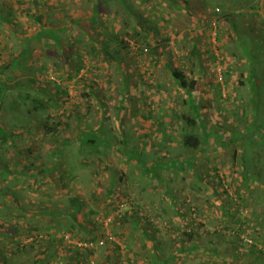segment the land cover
I'll return each instance as SVG.
<instances>
[{
    "label": "rangeland",
    "instance_id": "374dc122",
    "mask_svg": "<svg viewBox=\"0 0 264 264\" xmlns=\"http://www.w3.org/2000/svg\"><path fill=\"white\" fill-rule=\"evenodd\" d=\"M34 1L35 3L33 0L5 2L9 10H4L5 14L13 15L15 20L23 16L24 20H27V29L24 28V33H21L17 26L8 27L13 32L10 30L12 32L10 41L7 40L9 42L3 47L8 56L4 58L5 64L15 61H20L21 64L13 73L0 76V80L6 81L9 89L1 110L0 129H4L7 134L12 132L16 137L12 140L14 145H11L6 137L1 139L6 141L7 152L3 155L0 153V160L15 167L16 158L32 156L28 155L25 149L35 144L33 155L42 152L45 155L44 159L48 161L47 154L59 153L65 163L67 162L63 167L68 172L63 175L61 181L63 187L59 191H55L53 183L47 180L37 182V186L32 184L31 176L39 175L34 165H31L32 168L27 170L26 175L21 176L16 183H9L0 178V187L4 189L8 186L19 192L22 205L33 212L40 214L44 211L63 214L75 212L78 221L72 224L74 228L78 223L82 225L89 223L90 226L98 228L96 216L106 212L114 215L118 205L125 204L118 215H115L116 222L111 228L113 233L117 231L124 233L119 237L124 244L122 254L116 257V252L113 258L109 257L106 263H101L91 258L99 250H92L91 256L86 258L80 256L79 264H89L93 260L95 264H142L143 262L140 261L147 259L154 261L157 255L160 258L176 255L180 244H175L177 238L170 240L173 223H169L167 217H176L177 213H183V216L187 217L188 231L192 229L196 231L194 237L189 239L183 235L182 228L177 235L179 240L185 242L186 248L196 244L199 250L184 253L183 256L178 255L179 261L174 258L169 264H227L225 262L261 264L255 261L257 255L248 245L252 242L257 243V247L263 250L262 257H264V233L260 234L257 240L256 235L252 236L254 231L250 234L251 237L244 235L247 238L243 242L237 238L241 237L238 231L240 222H245L249 230L258 228L260 223L264 224V196H262L264 187L260 188L261 185L257 181L254 184L248 183L249 188L241 183L244 161L252 160L255 164L254 162L261 158L264 163V89L259 94L251 90L247 64L238 58V46L229 39L231 30L228 22L234 20L236 17L234 14L240 9L224 10L219 5L220 0H187L185 5L174 6L180 9V12L188 10L191 15L190 20L194 21L195 27L202 24L205 33L197 35L195 41L201 43V40H205L204 45L202 43L199 45L207 52L200 51L198 47L199 55H194V45L186 41L190 35L184 34L183 27L178 30L172 24H166L165 27L174 34V39H171L170 43L172 40L176 43L173 46L174 51L168 49L170 56L176 53L184 63L187 62V58L188 62L190 61L189 57L196 58L199 62L198 68L202 70L200 75L203 84L200 94L193 93L192 96H195V100H199L205 133L194 131L200 133L202 137L207 135V139L202 140L197 155V150L188 149L183 145L182 138L190 132L183 134L180 128L176 131L179 122L174 120L170 124L168 114L162 116L164 112L170 114L174 109L179 112L188 109L181 101L186 96L184 91L177 89L169 73L164 74V70L160 71L161 66L157 71L153 70L154 77H159V85L156 86L155 80L152 79L151 83L154 85L151 84L152 88H149V79L151 76L153 78L150 69L162 65L160 50L153 51L151 47L146 46L140 51L135 43L130 41L128 43L130 47L123 52L125 54H115L121 66H118L116 61H110L107 65L110 66L109 69L106 70L105 65L97 68V62L92 56L81 53L85 62V66L81 67L76 52L82 49L86 51V46H92L90 41L92 37H98L100 34L101 37L96 39L98 43L101 41L100 44L112 53L117 51L119 33L114 32L112 25L114 21L118 22V17H121V22H124L125 26L132 23L129 5H121L118 9L119 0L116 2L111 0L109 4L104 3L98 14V24L88 27L86 17L90 15V9L88 10L86 3H81V0H72L74 2L71 7L72 30L70 27L69 32L65 33L63 28H49V21L54 17L53 9L49 7L50 0ZM241 2L242 0H237L233 7H240ZM205 5L207 6L204 7ZM148 8H150L148 10L150 18L144 19H147L145 21L148 23L147 31L151 30L154 33L151 36L155 41L158 39L155 34L157 28L155 16L163 17V12L158 10L163 9V6L152 2ZM132 9L133 14L137 12L142 17V11L135 7ZM209 12L213 13V18L219 25L217 44H221V48L210 44L212 30L210 31L206 20ZM230 13L234 17L226 23L225 16L229 18ZM37 14L42 15L40 20H35L38 18ZM201 16L205 21L199 18ZM244 20L247 19L242 21ZM103 21L105 22L102 23ZM39 30L42 34L34 37V41L29 40V36ZM48 32L49 35L44 37L43 34ZM63 34L69 35L66 40L61 39ZM60 39L63 41V52L66 49L72 50L70 52L73 58L70 62L67 61L71 66L68 71H65L61 65V57L65 59L68 54L61 55L58 46V49L54 48L56 51H52L53 45ZM75 39L80 42L75 43ZM129 40L128 37L127 42ZM167 46L164 45L165 53ZM145 49H148V52H145ZM155 61L158 63L154 64ZM55 64L57 66L54 68ZM58 67L60 69L55 70ZM217 67L225 71V79L221 82L220 89L215 83ZM147 68L150 71L143 73L142 69ZM198 68L193 66L191 77L197 75ZM69 71L73 72L70 80L67 76ZM163 84H166L164 88ZM166 89H168L167 93ZM27 90H30L32 96L36 95L33 90L40 92L38 96L40 99L55 97L60 103L57 111L53 110L54 108H46L44 111L31 109V102L25 101ZM89 90L96 95L89 96ZM153 90L155 94L162 95L161 102L153 96H147L146 93L153 95ZM18 93L23 97H19ZM254 96L258 97L255 101H253ZM189 97L191 102L192 97ZM44 124L47 127L43 129ZM82 132L85 134L83 135ZM20 135L21 137H18ZM79 136H85L86 139L93 138L96 140L95 145L80 147ZM80 148L89 155L79 154ZM234 152L237 153L235 160ZM194 159L193 166L190 162ZM24 161L23 164L29 162L26 160L27 162L24 163ZM127 161L130 162L126 163ZM189 168H193L189 173L183 172V169ZM126 170L128 173L124 174ZM54 177L57 178L58 175ZM231 179L236 182L234 191L228 187L227 182ZM222 183L228 187L227 194L223 191ZM108 185L114 189L112 197L106 194ZM196 187H199L198 195ZM235 189L240 190V193L236 195ZM72 190L76 191L78 198L69 201L66 195L71 196ZM168 193L175 195L171 194L170 198ZM193 201L194 206L191 207ZM225 209L227 215L222 217ZM246 213L249 215L248 219H245ZM142 214L153 215L144 227L148 230V242L151 243L152 248L158 247L155 251L150 248H147L146 252L138 251V245H134L136 249L134 251L128 246L130 239L126 236L127 232L136 240L134 244L143 243L140 237L136 238L137 232L133 229L135 220L138 219L139 223ZM90 217L91 221L88 222ZM39 218L45 220L42 216ZM118 218H122L120 223L117 221ZM34 219L39 220L36 217ZM124 220L127 223L120 226ZM67 221L62 219L59 225L56 223L54 225L66 228L69 224ZM172 242L175 245H172ZM156 243L159 245H154ZM68 248L69 250L67 249L64 254L67 258L79 253L72 251L73 247ZM3 249H8L5 244ZM36 255L37 250H28L27 253L11 260V264H32V259ZM234 256L240 257L238 262L232 260Z\"/></svg>",
    "mask_w": 264,
    "mask_h": 264
},
{
    "label": "trees",
    "instance_id": "16d2710c",
    "mask_svg": "<svg viewBox=\"0 0 264 264\" xmlns=\"http://www.w3.org/2000/svg\"><path fill=\"white\" fill-rule=\"evenodd\" d=\"M236 1L237 0H220L219 5L224 10H227L229 8L232 11L235 9H240V10H237L238 12L236 14H234L236 15V17H234V15H232L231 13L228 14L229 18H227V15H226L225 22L227 23L228 22L227 20H231L234 17V20L231 23L228 22L229 28L231 30L229 39L231 40V42L233 43L235 42V44L238 46V49H237L238 58L240 60H244V62H246L247 64L246 69L249 72L248 83L251 86V90L255 94H259V92L262 91V89H264V0H242V2L240 3L241 6L238 8H235L233 6L236 3ZM103 3L109 4L111 3V0H103ZM92 11H93L92 19L96 20L98 16L97 14H100V11L96 9H93ZM130 18H132L135 21L136 19H138V15L134 13L133 16L132 15L130 16ZM243 19H247V20H244L243 22L242 21ZM206 20H207V25L211 31L213 29L212 24L215 21L213 18L212 12L211 13L209 12V14L206 15ZM104 22L105 21H103L102 23ZM236 22H238L239 24ZM128 25L126 27V31L124 30L117 37L118 38L117 43L119 44V47L116 48L117 50L116 52L112 53L110 50H108L107 48H104V46L100 44L102 43L101 41L100 43L97 42L96 39L98 37H101L99 34L98 37L90 38V41L92 42V46H86L87 50H86V54L84 55L92 56V59H94V61L97 62L96 63L97 68H101L103 65H105L106 66L105 69L107 70L109 69L108 67H110V66H107L109 65L108 63H110V61H116L117 65L121 66V62L118 61V57L115 54H118V55L125 54L123 52L128 47H130V45L128 44L130 43V41L135 43V45L137 46V49H140V51H143L144 47L146 48V46H148L149 48L151 47L150 49L153 51L159 50V46L156 49L152 48L150 44V37L142 34V32H140L137 28H134L133 31L129 30ZM218 28H219V25H218ZM44 31H47V30H44ZM43 35L44 37H47L49 35V32L44 33ZM128 37L130 38L129 42H127ZM61 39L59 40V42L55 43V47L57 49L59 47L58 50L60 51L61 55L64 56L68 54L66 55L65 59L64 57H61L62 68L65 69V71H68V69L71 68V66H69V62L72 60L71 58H73L72 53L70 52L72 50L66 49L68 53H66V51L63 52V47H62L63 41ZM166 40L169 41L171 39L166 38ZM75 41L76 43L80 42L79 40H76V39ZM44 44H47V43H44ZM210 44L212 45L211 42ZM217 45H216L217 47L221 48V44H217ZM144 51L148 52V49H145ZM193 51H194V55H199L200 51L198 47H194ZM81 53H82L81 51H78L76 52V55L79 57L81 67H84L85 62L83 58L81 57L82 56ZM102 54L104 55L102 56ZM150 55L153 56V54H150ZM172 57H177L178 60L180 59L179 55L176 53L172 54ZM67 61L69 62L67 63ZM56 66L57 64L54 65V68ZM256 66H258L260 69L258 70ZM18 67H19V63L17 62L14 64L13 70H16ZM59 69L60 67L56 68L55 70H59ZM175 69L176 68L168 67V70H170V75L173 81L177 84V87L180 88V90L184 91L186 95L182 100V105L187 107L188 109L186 111L184 110L181 112H179L177 109H174V110H171L173 112H171L170 114L167 112H164L162 116L168 114L170 118V121L168 123L170 124L174 120H177L179 122V127H177L176 131H179V128H180L183 134L186 132H190L189 134H187L186 136L182 138L183 145L188 149H194V150H197L198 152V149L201 146L202 140L204 139L205 141V138L207 139V135L206 137H202L200 133L195 132L196 130H198L201 133H205V130H204L205 125L203 124V121L200 116V110H199L200 105L198 102L199 100L198 101L195 100V96H192V95L193 93H198V95L200 94V90L203 84L202 78H201V75H196L194 77H191V76L188 77L187 75H185L184 70L182 69L175 70ZM224 72L225 71L222 72L223 80L225 79ZM215 73H216V76H215L216 81L215 80L214 81L215 83H217V85L219 86L218 88L220 89L222 84L218 80L216 71ZM72 75H73V72L69 71L67 74L69 80L72 79ZM28 89L32 90L31 88H28ZM30 90L26 91L25 101L29 100L31 102V106H32L31 109H36L38 111H44V109L46 108H54L53 110L57 111L56 109L59 107L60 103L58 102L57 99H55V97H47L46 99L45 98L40 99L38 97L41 94L40 92L33 90L34 93L36 92V95L32 96V94L30 93ZM89 91H90L88 93L89 96L96 95L94 92H91V90ZM8 92H9V89L7 87L6 81L0 80V115H1V110H2L3 103H4V98L7 96ZM187 94L192 97L191 102H190V97ZM18 95L19 97H23V95L20 93H18ZM257 98L258 97L254 96L253 101H255ZM189 104L191 105L189 106ZM46 127L47 125L44 124L43 129ZM82 134L84 135L85 133L82 132ZM5 137L8 138V140H10L9 142H11V145H14L12 140L13 138H16L13 136L12 132L10 134H7L4 129H0V153L2 155L3 153L7 152L6 151L7 150L6 141L5 139L1 140L2 138H5ZM18 137H21V135ZM68 139H71V138H68ZM95 142L96 140H94L93 138L86 139L85 136H79V139H78L79 146L82 148L83 146H88V145L94 146ZM35 147L36 145L33 144L29 148H26L25 149L26 153L32 156H23V157L16 158L14 160L15 161L14 164L16 165L15 167H11L7 163H5L3 160H0V178L2 180L8 181L9 183H16L19 181V178L21 176L24 177L26 175L25 173H27V170L32 168L31 165H34V167L38 169L39 175L31 176L32 184L37 186V182H45L47 180L48 182L53 183V185L55 186L54 188L55 191H59L63 187L61 186V181H63V175H65V172L66 173L68 172L67 169L65 170L63 167L64 165H66L67 162L65 163L62 155H59V153H56V152L47 154L49 155L47 156L49 158L48 161L44 159L45 155H43L42 152L33 155L32 152L34 151ZM68 147H70V145H68ZM85 153L86 155H89L86 151L84 152L83 149L79 150V154L83 155ZM198 154L199 152L197 153V155ZM236 155L237 153L234 152V155H233L234 160H235ZM122 157L124 158V154ZM24 160L25 161L28 160L29 161L28 164H23ZM129 162L130 161H127L126 163H129ZM254 163L256 165L253 164L252 160H248V161H244V163L242 164L243 172H241V183L245 184L244 187L249 188L248 183L254 184L255 181H257L261 185L260 188L261 187L263 188L264 187V163H262L261 158ZM190 164L194 166L195 159L193 162H190ZM192 169L193 168H189L187 170L183 169V172L189 173L190 170ZM215 170L217 169H214V171ZM123 173L127 174L128 171L123 172ZM54 175H58V177L55 178ZM197 180H199V178H197ZM218 183L219 184L221 183L219 178H218ZM227 183H228L229 189L234 191L233 188H234V185H236L235 180L231 179V181ZM221 185L223 187V191L227 194L228 193L227 185L225 186L223 183ZM235 192L237 195L240 193V190L235 189ZM171 194L175 195L174 193H171ZM171 194L168 193V196L170 198H171L170 196ZM196 194L197 195L199 194V187H196ZM73 198H78V195L75 190H72L71 196L66 195V199L69 201H74ZM192 206H194V201L193 203H191V207ZM75 214H76L75 212H70L69 214L54 213V212H49V211H44L41 214L39 212H33L32 210L22 205L19 192L15 191L14 189L8 188V186H5L4 189L0 187V246H2L0 247V263L11 264V260L17 257H20L24 253H27L28 250H37V255L35 258L32 259V262H31L32 264H50V263L79 264L78 262H81V257L86 258L87 256H91V252L93 251L92 250L83 251V250L76 248V246L74 245L66 244L64 241V236L70 235L75 240H83L86 242L96 243L100 238H102L104 234L103 232L104 229L97 221L96 222L99 225L98 228H94L90 226L89 223H86V225H82L78 223V225H75L76 227L74 228L72 224L78 221V218H76ZM107 215H109L108 212L101 214L99 216L105 217ZM226 215H227V211L225 209L221 216L224 217ZM40 216H42L45 220H41L39 218ZM248 216L249 215L246 213L245 219H248L249 218ZM34 217H36L39 220L35 221ZM62 219L68 220L67 223L69 224L66 228L57 227L54 225L55 223L59 225ZM29 221H32L35 224H31ZM89 221H91V217L90 219H88V222ZM117 221H119L120 223L122 221V218H118ZM183 222L185 221L183 220ZM125 223L127 222H125L124 220L120 226H122ZM240 224L241 225H239L238 231L241 237H237V238L238 240L242 242L245 241V238H247L246 236L251 237L250 234H252L253 231L254 233L252 236L256 235L257 236L256 240L260 238V234L264 233V224L262 223H260V226H258V228L251 229V230H249V227H247V224L245 222H240ZM121 234H124V233H121L120 231L113 233V235L116 238H118V240H120L119 237ZM195 234H196V231L194 229L188 231L186 229V225H184L183 235L191 239L192 237H194ZM3 244H5L8 249H3ZM256 244L252 242L248 246H250L252 252H255L256 253L255 255H257L255 261L260 262L261 264H264V257H262L263 250L261 248H258ZM68 247H73L74 250L72 249L71 250L74 251L75 253L77 252L79 253L75 255L74 257L71 256L70 258H67L64 254L67 249L69 250ZM106 248H108V250L113 249L114 254L116 252L117 254H120L122 251L117 245H107ZM94 250H98V249H94ZM197 250H199L198 246L196 244H193L191 248L189 249L183 248L182 250L176 251V253H179L180 255V254H184L187 252H197ZM168 257H169L168 263H170L171 260H173L174 258H177L178 256L175 254H172ZM156 259L165 260L166 258H160L157 255ZM239 259L240 257L238 256H234L232 258V260L237 261V262ZM225 263L231 264L230 262L229 263L225 262ZM14 264H19V263H14Z\"/></svg>",
    "mask_w": 264,
    "mask_h": 264
},
{
    "label": "crops",
    "instance_id": "0c3cea01",
    "mask_svg": "<svg viewBox=\"0 0 264 264\" xmlns=\"http://www.w3.org/2000/svg\"><path fill=\"white\" fill-rule=\"evenodd\" d=\"M6 1L7 0H0V76H2L4 74L13 73L14 71H16V70H13L14 64L16 62L19 63V66L21 64L20 61H15V62H12L10 64H8V63L5 64L6 62H3L5 60L4 58L8 57L7 54L5 53V51L3 50V47H5V44L10 41L9 40V38L11 36L10 33L13 32V30L9 29V28H11L12 26L13 27L17 26L21 33H24V28L27 29V20H24L25 18L23 16H19L18 19L15 20L12 17L13 15H11L9 13L5 14L4 10L9 11L5 6ZM114 1L116 2L117 0H114ZM119 1H120V5L117 6L118 9H119V7H121V5H129L130 16L131 15L133 16V11H132L133 9L132 8H134V7L137 8L139 11H142V14H141L142 17H140V14L136 12V14L138 15V19H136L135 21L132 19V23H130L128 25V29L133 31L134 28H137L140 32H142V34L150 37V44H151L153 49H156L158 46H160L159 56L161 58L160 60H161L162 65H158V66H155V67L150 69L151 73H153V78L150 74L151 78L149 79V82H150L149 88L150 89L152 88L151 87L152 79L155 80L156 86L159 85V77L158 76L154 77V75H155L154 71H157L159 69V66H161V68H160L161 72L164 70V74L169 73V75H170V70H168V67H173V68H176L177 70H179V69L184 70L185 75L190 77L191 72L194 71L193 66H197V68H198V65H199L198 60L196 58L189 57L190 61L188 62V58H187V62L184 63V62H181L180 59L179 60L173 59V57L170 56V52H168V49H170L171 51H174L173 46L176 43L174 42V40H172V42L170 43L171 40L167 41L166 38L167 39L168 38L174 39V34L169 29H167V30L165 29L166 24H172L173 26H176L177 30L180 29V27H183L185 29L184 34L188 33L187 36L190 35V37L186 41H188L191 45H194V47L200 48L199 44H201V43H202V45H204L205 40H201L200 41L201 43L195 41V37L197 35L200 36V35H203V33H205V32H203L202 24L201 25L198 24V27H195V25L193 24L194 21L190 20L191 15L188 13V10L185 12H180V9H177L174 7L175 5H180V6L185 5L187 3V0H182V1L181 0H119ZM33 2L35 3L34 0H33ZM83 2L86 3V5L88 6V10L90 9V12H91L90 15L86 17V20L88 22L87 26L92 27L95 24H98V22H99L98 16H97L96 20L92 19V16H93L92 10L96 9V10H99L101 12L102 7L104 6L103 0H81V3H83ZM152 2H154L155 5L160 4L161 6H163V9H160V8L158 9V10L163 12V17L162 16L158 17L157 15L155 16L157 19V21L155 22L156 27H157L155 30V34L158 37V39L155 41H154L153 37L151 36L154 33L151 32V30L147 31V24L148 23L145 22V21H147V19H144L146 17L150 18L149 11H148V10H150V8H148V6ZM73 4H74V2L72 0H67V1L66 0H50L49 7L53 9L52 11H53L54 17L51 18V20L49 21V28H54V29L63 28V29H65V33H68L69 28L71 27V24H72V16L73 15H72L71 7L73 6ZM206 6L207 5H205L204 7H206ZM16 9H18L17 4H16ZM32 12H36V11H32ZM27 16H29V15H27ZM37 16H38V18H36L35 20H40L42 18V15L37 14ZM199 18L203 19V21H205V18H202V16ZM13 21H15L16 23ZM113 26H114V32H117L119 34L122 33L124 30L126 31V27H127V26H125L124 22H121V17H118V22L114 21ZM76 27H78L77 24H76ZM10 30H12V32ZM71 30H72V27H71ZM40 33H41V30L34 33L33 35H30L29 40L31 39V41L32 40L34 41V37H37ZM169 35L171 37H167ZM68 36L69 35H67V34H63V36H61V37L63 40H66L68 38ZM25 38L26 37H23V39H25ZM7 40H9V41H7ZM75 43H76V41H75ZM165 44L168 45L166 47L167 48L166 53L164 52V45ZM54 48H55V44L53 45L52 51L53 50L56 51V49H54ZM200 51L207 52V50H204V48H200ZM81 52L83 54H86V51H84L83 49L81 50ZM188 55H190V54L188 53ZM155 63L157 64L158 61H155L154 64ZM150 70H149V68H147L145 70L142 69V72L146 73V71L149 72ZM201 71L202 70L198 68L197 75H200ZM171 79H172V77H171ZM172 83L176 84L174 81ZM152 85H154V84H152ZM165 86H166V84L165 85L163 84V88ZM176 86H177V84H176ZM177 89H180V88L177 87ZM154 91L155 90H153V93H154ZM167 91H168V89L165 90L166 93H167ZM134 93H136V92H134ZM139 94H140V92H139ZM146 94H147V96L150 95V96L155 97V99L158 101H160L162 99V97H161L162 95H160L159 93H157V94L154 93L153 95L149 94V93H146ZM127 171L128 170H126L125 172H127ZM112 185H114V184H112ZM113 190H114L113 187L108 185V190H107L106 194L109 195V197L114 196ZM131 215H133V214L131 213ZM151 216L153 217V215H151V214H148V216L142 214L140 216V219H141L140 222L138 223V219L135 220V222H134L135 225L133 226V229L137 232V234L135 233V236H136V238H139V237L141 238V240L143 241L142 244H141V242H136V244H134V242L136 240L133 239L132 235H130L127 232L126 236L128 239H130V244L128 246L132 250H134V251L136 250L134 245L139 246V247H137L138 251H145V252L147 251V248H150V250H152V251H155V249L158 248L157 246H154V245H159L157 243L154 244L153 245L154 247L152 248L151 243L148 242V237H147V231L148 230H147V228L144 227L145 224L148 222V220H150ZM167 219L169 220L168 221L169 223H173V230H170V234H172L170 240L177 238L178 240H176L175 244H180V246L178 247V249L176 251H179V250H182L183 248H186L185 242H182L181 240H179V237L177 235H179V231L182 230V228H184V225H186L187 217L183 216V213H177L176 217L175 216L172 218L167 217ZM183 220L185 222H183ZM168 222L166 221V225L169 224ZM155 225H157L156 222H155ZM151 238L152 237H150V239ZM170 240H168V238H167V242H169ZM152 241H154L153 238H152ZM175 244H174V242H172V245H175ZM192 245L193 244H191L187 249L191 248ZM168 248L173 249V247H169V246H168ZM98 250L99 251L102 250L101 253L98 251L99 253L98 252L94 253L93 257H91V258L94 259L95 261H100L101 263H106L109 257L113 258V255H115L113 253L114 252L113 249L112 250H108V249L106 250V248H99ZM117 255H120V254H116V257H117ZM176 255L178 256L179 253H176ZM180 256H183V254H180ZM168 259H169V257H167L165 260L156 259V257H155L154 261L147 259L145 261H140V262H143L142 264H144V262H145V264H169ZM178 261H179V259H178Z\"/></svg>",
    "mask_w": 264,
    "mask_h": 264
},
{
    "label": "built area",
    "instance_id": "2783aa9c",
    "mask_svg": "<svg viewBox=\"0 0 264 264\" xmlns=\"http://www.w3.org/2000/svg\"><path fill=\"white\" fill-rule=\"evenodd\" d=\"M213 26V29H212V44L213 45H217V37H218V31H217V23L216 21L213 22L212 24ZM216 71H217V76H218V80L220 82H222L223 80V70L221 67H217L216 68ZM125 207V204H119L118 205V210L116 213L113 214H109L105 217H101V216H98L96 218V221L102 226V228L104 229L103 232V236L102 238H100L96 243H92V242H86V241H83V240H75L73 239L70 235H65L64 236V241L66 244H69V245H74L76 246V248L80 249V250H94V249H99V248H103L107 245H117L119 246V248L121 250L124 249L123 247V242L121 240H118V238H116L112 231H111V228L115 222V215H118V212L123 209ZM89 264H95V261H90Z\"/></svg>",
    "mask_w": 264,
    "mask_h": 264
}]
</instances>
